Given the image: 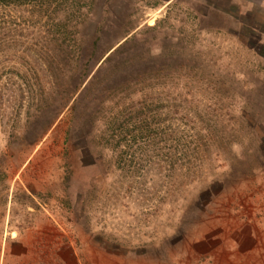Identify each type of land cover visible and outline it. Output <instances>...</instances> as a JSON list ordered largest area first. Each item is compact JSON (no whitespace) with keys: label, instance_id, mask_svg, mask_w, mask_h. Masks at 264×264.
<instances>
[{"label":"rangeland","instance_id":"obj_1","mask_svg":"<svg viewBox=\"0 0 264 264\" xmlns=\"http://www.w3.org/2000/svg\"><path fill=\"white\" fill-rule=\"evenodd\" d=\"M0 264H264V0H0Z\"/></svg>","mask_w":264,"mask_h":264}]
</instances>
